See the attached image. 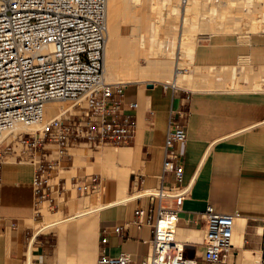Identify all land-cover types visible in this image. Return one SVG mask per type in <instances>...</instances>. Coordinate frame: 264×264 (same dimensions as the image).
<instances>
[{
	"label": "crops",
	"instance_id": "obj_1",
	"mask_svg": "<svg viewBox=\"0 0 264 264\" xmlns=\"http://www.w3.org/2000/svg\"><path fill=\"white\" fill-rule=\"evenodd\" d=\"M123 99L126 104L138 102L134 110L135 137L129 144L117 146L130 149L122 188L125 200L117 201L114 178L91 170L96 158L89 161L86 149L79 146L70 148L73 155L69 152L63 158V163L72 168L60 164L42 183V191H36L32 184L37 166L29 162L38 152L26 156L24 163L3 160L0 264H95L102 236L107 238V253L126 252L130 264H141L149 252L152 233L146 217L135 210L148 208L153 201L142 196V190L175 183L173 174L163 172L162 165L169 117L179 110L184 111L179 121L187 136L175 149L182 154L183 183L189 189L177 212L176 239L183 244L185 256L196 257L197 264H245L247 258L251 263L257 261L264 244V82L256 79L250 89L239 92L184 88L156 91L152 85L142 89L129 83ZM116 165L121 162L116 160ZM94 171L99 172L95 174L100 180L91 193L100 189V194L89 205H104L68 219L89 206L85 195L77 197L80 189L75 179ZM45 203L60 220L43 230ZM163 204L174 205L172 201ZM208 204L216 211L238 213L233 247L225 263L208 262L202 257L204 210ZM118 225L122 226L120 232L114 231Z\"/></svg>",
	"mask_w": 264,
	"mask_h": 264
},
{
	"label": "built area",
	"instance_id": "obj_2",
	"mask_svg": "<svg viewBox=\"0 0 264 264\" xmlns=\"http://www.w3.org/2000/svg\"><path fill=\"white\" fill-rule=\"evenodd\" d=\"M187 1L181 0V4ZM106 34L107 0H0V135L17 123L38 126L15 136L21 143L20 159L39 154L32 180L36 191H42V183L69 155L70 148L126 145L135 137L138 102L126 104L123 99L130 82L104 80ZM162 88L179 89L172 81L162 83ZM51 100H72L73 106L49 118L46 103ZM183 113L171 112L164 142L163 172L172 173L175 183L148 189L142 196L153 200L151 205L135 210L146 217L152 233L141 264L198 262L196 257L185 256L184 247L174 237L177 212L189 189L183 183L182 154L175 149L187 136L179 121ZM6 152L0 149V178ZM99 180L93 173L78 188L92 190ZM237 215L216 211L210 204L205 207L204 260L225 263L233 247ZM121 229L114 226L116 232ZM106 241L102 236L95 264H130L126 252L107 253ZM250 264H264V244L257 261Z\"/></svg>",
	"mask_w": 264,
	"mask_h": 264
},
{
	"label": "rangeland",
	"instance_id": "obj_3",
	"mask_svg": "<svg viewBox=\"0 0 264 264\" xmlns=\"http://www.w3.org/2000/svg\"><path fill=\"white\" fill-rule=\"evenodd\" d=\"M172 1L173 0H134V3H131V9L127 10L129 17L124 16L121 19L122 25L129 28L130 31L135 34H139L145 43L149 42L150 36L154 33L155 29L158 31L159 38L162 39L167 35L168 26L171 23L173 11ZM200 1L201 2L199 3H190L186 9L180 2L179 9L175 10V24L179 25L183 21L184 17V24L186 26L185 30L187 29V32L182 34V37H184L185 50H183L184 45L182 44L183 49L181 47V55L179 54V59L181 60L179 61L182 63L180 65L181 67L183 66L182 68H185L183 72L186 74L188 73V75L192 74L191 76H193L192 78L194 79V81H190L191 84L189 86V83H186L187 85L185 84L184 87L178 86L179 89L184 88L192 91H199L210 89L214 90V88L216 90L218 88L217 90L222 91L231 81V67L234 64H236L234 66L236 67L238 73L235 74L238 76H236L238 78H236L238 86L236 88L226 90L225 92H239L245 90L246 88L250 89L251 82L256 79H258L259 82H264V63L258 61L252 64L250 56H247L248 58L242 57L240 60L238 56V53L250 55L255 45L264 46V30L262 22L259 21V8H254L256 5L252 7L253 5L251 4L252 9L247 10V12L243 13L244 10L242 11L241 8L238 9L236 7H234L232 12L224 3L225 0ZM238 6L244 5L240 2ZM181 8H183V14H181ZM251 12H255L252 14L253 16L250 15ZM130 13H133L136 18L132 19ZM241 13L245 14L246 18ZM238 14L244 16L245 19L236 20L235 16ZM250 17H253L254 19H249ZM131 27H133V29H131ZM186 34H188L189 38H185V36H187ZM187 40L191 42L188 43ZM186 43L191 44L192 49L191 46L189 45V47ZM187 48H190L189 51L186 50ZM249 62H251V64H249ZM140 63L141 65L145 64L143 60H141ZM223 63L227 65H225L224 68L222 67L224 65ZM246 73L247 76L245 75L243 77L242 74L244 75ZM122 82L138 84L142 89H146L147 86H151L150 80L134 82L130 79L128 80L127 78L122 79ZM162 83L163 82L156 81V84H152V86H154V90L159 91L162 88ZM245 84H248V87H246ZM130 91L131 89H129L128 92ZM15 136L16 134H9L7 140L0 142V149H5L7 151L4 154L3 160L21 161V163H24V158L20 159V157H18L21 150V143L17 138L15 139ZM108 146L112 148L114 147V149L117 147L110 144H103L98 147H89L86 144H81L79 147L86 149L89 161H94L96 158V152L101 148ZM69 152L73 155V149H69ZM38 155L39 154L37 153L35 157L29 158V162L35 163L36 165ZM67 159L72 160L73 157ZM66 165L69 168H72L70 164H65L63 162H61L60 166L64 167ZM82 168L85 169V166H82ZM63 169H61L57 175L60 176ZM92 173L99 172L94 171L91 173L79 174L77 179H75L76 188L78 185L82 186L88 183V179ZM56 180L57 178L54 182H56ZM84 180L86 181L84 182ZM88 192H90V195L95 193H91V190L87 189L79 190L76 192V195L77 197H83ZM245 262V264H248L251 263V260L247 258Z\"/></svg>",
	"mask_w": 264,
	"mask_h": 264
},
{
	"label": "bare ground",
	"instance_id": "obj_4",
	"mask_svg": "<svg viewBox=\"0 0 264 264\" xmlns=\"http://www.w3.org/2000/svg\"><path fill=\"white\" fill-rule=\"evenodd\" d=\"M180 2L181 0L172 1V10H173L172 19L170 25L168 26L167 35L161 39L158 36L157 29H155L154 33L150 36L149 42L145 43L141 39L139 34L138 35L135 34L134 32L130 31L129 28H126L122 25L121 19L124 16L129 17V15L127 14L128 13L127 10L131 9V3H134V0H107V34H106V43H105V52H104V80L106 82H122V79L128 78V80L130 79L131 81L134 82L142 81V80H150L151 84L156 83V81L163 83L172 81L177 86L184 87L186 83H189L188 84L189 86L191 84L190 81L191 80L194 81V79L192 78L193 76H191L192 74L188 75V73L186 74L181 70H176V68H181L180 64H182L180 63L181 60L179 59L181 47L183 49L182 44L184 45L183 50H185L184 37H182V34L187 32L186 31L187 29L185 30L186 26L184 24V17H183V21L179 25L175 24V19H176L175 10L179 9ZM199 2L201 1L188 0L184 5L185 9L188 7V5H190V3H199ZM240 2H242L244 6H238ZM224 3L227 5V8L230 9V11L233 12L234 7H236L238 9L241 8L242 11L244 10L243 13L247 12V10L252 9L251 4L253 5L252 7L256 5L254 8L256 7L259 8L258 11L260 13V18H261V19L259 18V21L262 22L263 30H264V1L225 0ZM183 12H184L183 8H181V14H183ZM253 13L255 12H251L250 15L253 16L252 15ZM242 15L245 16V14ZM242 15L239 14L236 15L235 16L236 20H243L244 16ZM130 16L132 19L136 18V16L133 13H130ZM249 19H254V18L250 17ZM131 29H133V27H131ZM186 35L187 36H185V38L186 37L189 38L188 34ZM187 41L188 43L191 42L189 40ZM188 43H186V45L191 46V44ZM189 49L187 48L186 50L189 51ZM238 56H239V60L242 57L244 58L250 56V60L252 61V64L258 61L264 63V49L261 48L258 49L253 48L250 55H247L245 53H238ZM141 60L145 62L144 65H141L140 63ZM223 64L224 65L222 67L224 68L226 64L225 63ZM249 64H251V62H249ZM234 65L231 67V72H232V74L230 73L231 81L222 91L230 90L238 86L237 85L238 76L235 75L237 73V70ZM247 73L244 75L242 74V76L243 77L245 75L247 76ZM72 106H73L72 100L69 101L51 100L46 103V114L49 118H51L57 116L62 110L72 108ZM37 127H38L37 125H26L24 123H17L13 128L3 132L0 135V142L7 140L9 134L17 135L18 133L25 130L33 131ZM129 150L130 149L127 147H115L114 149V147L112 148L108 146L101 148L99 151L96 152V163L93 164V167H91V170L101 171L103 176L109 175L114 178L118 189L117 201L125 200L124 198L127 197L122 193V188L125 185L126 177L129 170V168L126 166L129 157ZM116 160H119L121 162L120 166L116 165ZM150 188L152 187H147L144 190H142L141 195L147 194L148 189ZM99 194H100V189L95 191L93 195H90L89 192L86 193L85 204L89 205L92 199L98 198ZM43 205L44 206H42L43 207L42 210L44 215V221L42 222L43 225L41 229L44 230L48 227H51L53 224L58 223L60 217L58 214L55 213L52 214L46 203ZM103 205H104L103 202H98L96 205H91V206L89 205L84 209L79 210L76 214H74L68 219H73L76 218L77 216H82L93 210H97L101 208ZM235 222L236 220L234 219V223ZM175 233H176V229H175ZM175 233H174V237L176 239ZM177 241H178V246L183 247V244L179 240ZM231 242L233 245V234H232Z\"/></svg>",
	"mask_w": 264,
	"mask_h": 264
},
{
	"label": "water",
	"instance_id": "obj_5",
	"mask_svg": "<svg viewBox=\"0 0 264 264\" xmlns=\"http://www.w3.org/2000/svg\"><path fill=\"white\" fill-rule=\"evenodd\" d=\"M150 85H152V84L150 83Z\"/></svg>",
	"mask_w": 264,
	"mask_h": 264
}]
</instances>
